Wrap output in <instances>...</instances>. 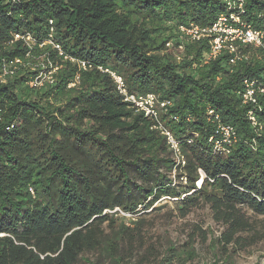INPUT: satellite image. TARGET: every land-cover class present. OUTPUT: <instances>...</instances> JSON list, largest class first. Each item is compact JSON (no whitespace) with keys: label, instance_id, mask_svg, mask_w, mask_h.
<instances>
[{"label":"trees","instance_id":"trees-1","mask_svg":"<svg viewBox=\"0 0 264 264\" xmlns=\"http://www.w3.org/2000/svg\"><path fill=\"white\" fill-rule=\"evenodd\" d=\"M224 1L0 0V264H76L86 252L99 253L91 264L193 260L194 240L208 241L200 227L187 248L171 247L154 263L149 250L127 263L120 247L127 227L112 236L100 228L112 221L107 212L134 214L181 195L182 218L201 202L223 227L209 242L221 255L214 264H235L232 256L264 244V231L243 237L250 230L244 208L264 216V97L252 126V107L238 95L245 79L264 74V55L247 47L248 60L228 66L227 53L202 64L207 40L182 39L179 62L166 48L179 45V25L211 26ZM244 9L252 26L264 23V0H244ZM81 62L92 68L81 70ZM54 68L53 82L43 80ZM99 68L120 76L130 94L172 100L159 121L178 142L183 167L155 122L124 102ZM35 80L42 85L31 87ZM208 108L235 130L227 156L212 152Z\"/></svg>","mask_w":264,"mask_h":264},{"label":"built area","instance_id":"built-area-1","mask_svg":"<svg viewBox=\"0 0 264 264\" xmlns=\"http://www.w3.org/2000/svg\"><path fill=\"white\" fill-rule=\"evenodd\" d=\"M225 11L221 13L215 22L209 27H200L194 23L187 25L177 26V34L180 38L179 45L173 49L171 42L166 44V48L173 50L176 55V61L181 60V54L184 52V44L182 39H186L190 43L200 42L201 40H207L209 45V52L203 56L202 64H208L210 61L215 60L223 53H227L228 66H235L239 63L245 62L249 58L248 53H244L243 50L247 47L260 50L264 55V23L258 28L252 26L245 19L244 0H225ZM51 25V22H50ZM52 28H50L49 38L52 39ZM20 36L16 35L15 39H19ZM30 38L27 37L26 41ZM45 44L52 45L53 49L58 51L59 56H62L60 46L53 44L51 41ZM44 45V44H42ZM41 45V46H42ZM66 59V58H65ZM74 62L73 60H71ZM19 61H15V64H19ZM81 70L91 69L90 65L85 62L78 63ZM100 71L108 73L113 82L116 85V89L123 97V101L128 103L136 112L142 113L147 119L154 121V130H157L160 135L164 136L169 148L173 151L175 163L183 167L184 158L180 153L179 144L173 137L172 133L167 130L159 121L161 115H168L169 109L172 107V100L159 99L155 94H130L127 92L123 79L115 73L108 70ZM56 68L49 71L43 80L52 83V73ZM13 71L4 70L3 76L12 74ZM4 82V81H3ZM31 87H39L42 85V81L31 82ZM73 86V85H71ZM238 95L241 98L243 105H249L252 109L247 113V118L252 126L257 125L255 112L260 111L259 100L264 97V74L260 79H245L243 81V89ZM207 120L214 126V134L209 138V143L212 145L213 154H220L227 156L230 153V148L236 142V133L232 126L224 124L220 116L211 108L206 110ZM172 122H178V116L169 115ZM191 143V141H188Z\"/></svg>","mask_w":264,"mask_h":264},{"label":"rangeland","instance_id":"rangeland-1","mask_svg":"<svg viewBox=\"0 0 264 264\" xmlns=\"http://www.w3.org/2000/svg\"><path fill=\"white\" fill-rule=\"evenodd\" d=\"M174 177L173 172L171 178L174 183L179 187H185L183 178L176 179ZM195 186L198 188L199 183L197 182ZM182 197L184 195H181L180 198L162 197L148 210L138 207L134 214L118 209L107 212L112 221L105 222L100 228L104 235L112 236L113 232H118L121 226L127 227L128 231L123 235L120 243L121 250L128 254L127 259L125 258L128 260L127 263L137 260L141 254H147V250L153 253L150 255V262L154 263L156 258L161 259L167 255V250L171 247L177 251L187 248L189 234L195 227H200L208 233L207 243L202 244L196 238L192 245L196 249V257L193 260L183 259L176 264H214V260H218V257L221 258V255H217L210 249L209 242L210 239L219 237L223 227L213 222L209 206L201 202H198V205L193 207L186 217L182 218L181 205L179 204ZM244 212L250 223V230L243 234V237L250 238L256 233L263 232L264 216H255L245 208ZM98 256L99 253L96 252L83 253L76 264H91L97 260ZM152 258L155 259L152 260ZM231 260L235 264H264V244L257 242L232 256Z\"/></svg>","mask_w":264,"mask_h":264},{"label":"clouds","instance_id":"clouds-1","mask_svg":"<svg viewBox=\"0 0 264 264\" xmlns=\"http://www.w3.org/2000/svg\"><path fill=\"white\" fill-rule=\"evenodd\" d=\"M198 183H199V186H200L201 182L199 181Z\"/></svg>","mask_w":264,"mask_h":264}]
</instances>
